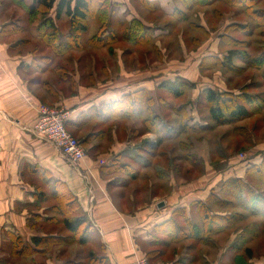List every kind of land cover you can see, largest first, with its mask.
<instances>
[{
  "label": "rangeland",
  "instance_id": "1",
  "mask_svg": "<svg viewBox=\"0 0 264 264\" xmlns=\"http://www.w3.org/2000/svg\"><path fill=\"white\" fill-rule=\"evenodd\" d=\"M27 2L29 1L27 0ZM111 2L118 4L114 8L110 24V28L117 31L114 39H111L113 36L112 32V35L108 38V42L105 44L100 45L92 41L91 43L88 42L90 37L94 34L104 33L100 29L101 22L98 19V15L93 12L89 20V30L81 36L83 47L70 50L64 55V59L52 53L51 48L45 46L47 43L30 34L33 22L30 21L27 7L24 5L19 6L14 3L13 7L8 8L0 14V17L3 15L6 16L3 20L10 19L13 23L19 25L15 27L14 30L13 28H9L8 30H18L21 38L31 39V44L24 46L25 50L21 52V55L37 56V58H39L41 52H39V50H33L34 45L37 43L41 50L50 51L52 56L55 57H52L53 63L50 64L51 66L44 62V60L39 59V62H36L38 60H36V58L33 59L32 65H35V69H44L48 66L52 73H50L48 78H43L41 74L34 76L36 74L33 73V70L30 75L27 74L24 76L27 83H29L28 81L30 79L33 83H36L35 80L43 83L42 80L47 79L46 81H50L53 85L46 87L43 84L35 86L31 83L30 90L32 92L35 90L36 94L41 93L40 99L42 100L49 99L45 104L59 106L61 87L57 85L60 84V78H63V76L65 101L75 97L76 93L78 94V90L84 94V97H89L95 95L98 91L100 92L102 89L114 88L117 86L127 90L130 89L129 92L131 94L137 91L136 89L140 85L148 83L153 86L154 82L156 86V81L165 77L167 79H175L178 77L186 79L195 85L190 87L187 93L180 98H176L166 89L158 88L159 86L156 87L157 89L154 94L153 107L156 105L158 108L155 109L154 107V109L159 112L161 110V123L165 125L167 130L170 128L171 131L175 132V136L171 139L164 140L160 145L158 140L159 136L156 133L150 132L144 134L146 132L145 121L150 117V113L144 110L137 117L129 119L125 117L121 120V125H125L126 122L130 124L129 132L127 136H125V134L123 135L116 131L117 134H114L115 138L122 142L118 143L117 140H115L117 143L114 145L113 141L109 142L110 133L108 131L109 125L113 127V120H115L113 119L111 120V124H104V128L108 133V135H106L107 146L109 144L106 148L111 154V157L119 153L121 149H125V145H128L127 147H135L137 151H131L135 153V155L140 153V150L143 151V155L147 156L150 161L148 165L150 168V170H148L149 177L151 181L157 179L156 183L152 182L153 185H151V182L148 183L149 190H152L151 194L161 191L169 194L172 190L173 192H202L207 189L209 184L214 187L212 191L219 192L224 182L229 178H246L247 171L250 167L252 165H259L264 157V105L261 106L263 107L261 112H255L249 119L221 125L210 119L208 112L209 105L207 103L202 101L198 109L195 103L196 99H199V96L202 97L201 95L207 87L216 90L219 89V91H230L235 94L239 93V91L242 92L244 90L243 88L248 87L246 88L247 91L251 93H263L264 95V87H251L254 85L252 84L254 81H260V78L257 77L260 73L258 70H255L254 73L253 70H249L236 77V75L224 71L221 68L208 69L207 67L203 68L205 64H201L204 57L211 54H224L230 49L231 46H228V44L222 42V39H220L221 29L224 31L227 18L229 17L224 15L216 17L212 11L213 8H207L203 5H194L189 9V7L179 0H111ZM176 7L188 13L190 25H188L189 20L186 23H180L183 17L178 20V18L174 16L173 13ZM217 7H220V4H218ZM1 8L3 7H0V9ZM54 14L55 9H52L49 15L55 17ZM134 17L141 18L145 21V24L153 26V39L145 37H132V39H130L125 36L127 29L124 25V20H129ZM210 22L215 23L217 31L205 37L201 34L199 30L200 26L198 25L206 27V23ZM57 25L60 31L65 30L69 32L71 28L69 18L65 16L58 21ZM46 29L48 33H51L52 29L50 27H46ZM183 31L187 32L182 34ZM108 36L109 32H106V34H104V39ZM248 41L253 44L254 50L255 47L263 43L264 37L255 35L253 38H248ZM251 49L252 48L249 47L248 51H251ZM37 63H41V66ZM59 63L64 65V70H56V65ZM235 63L239 66H244V63L237 58L235 59ZM251 77L254 78L253 82H251L249 86H245V84L250 83ZM82 83L86 87L95 88L94 92L92 93L87 89L81 91L82 87H79V85ZM139 89L140 88H138V90ZM44 90H47L50 97H48L46 92H43ZM189 100V116L187 114V117H193L191 124L195 123L197 127L203 126L194 132L179 128L185 117L176 111L181 104ZM39 102L43 103L42 101ZM149 123L150 122L147 124L149 125ZM75 137L81 139L78 135ZM85 150L86 153H88L87 147ZM162 151L165 152V155H168L166 157L168 159L164 158ZM172 158L174 159L172 166L170 164H168V166L172 168V170L173 168H175L174 170L177 169V174H175L174 171L168 172L164 167L168 160ZM124 159L127 160L126 157H124ZM102 160L103 159H100L99 162H102ZM132 165L135 166V163L133 162ZM252 182L253 185L264 191L263 184L255 182V180ZM189 188L192 189L190 190ZM207 198L203 201L207 200ZM210 205L215 211L228 210L233 212L234 210H238L248 215V220H243V222L238 224H241V227H245V225L254 219L250 217L251 215L248 214V211L243 209L223 208L215 203H210ZM45 214L50 217H57V219L61 220L60 213L55 209H47L45 210ZM178 220L181 221V219ZM55 227L59 228L60 224H55L53 222L52 226H47L46 228H52V230H54ZM234 233L232 229L216 232L212 236V241H219L221 243L229 241ZM160 237L163 238L165 235ZM96 242L97 241H91V245H86L83 249L94 247V245L97 244ZM194 242L196 241L187 239L169 244L160 258L162 260L164 259L163 261L170 262L174 259V255L177 252L191 251L197 258L195 264H199V261L203 264V254L209 252L212 246L196 242L195 245L197 248L193 247L192 249L194 250H190L189 246ZM161 244L162 243H157L154 247L142 245V249L144 253H148L153 249H163ZM247 245L251 247L254 252L253 257L248 260V264H264V237H259V239L255 241H246V246ZM81 246L82 245L77 244L73 245V247ZM67 248V245L65 246L64 243H59L54 245L52 249L49 250V253H37L31 256H21L18 258H14L13 254L8 249H0V255L4 257V261H6L7 264H15L16 261L20 264H32L29 262V259L36 255L42 257L57 256L64 260V252L67 251ZM75 249L76 248H72L71 250L74 251ZM244 249L240 254H243ZM210 251H212L214 256L218 254V251L215 249ZM85 252L87 254H92L86 260V264H88L90 262L89 259H97L95 253H99L100 251L98 247V250H85ZM144 255L146 256V254ZM42 257H37V259H42ZM81 257L82 255L78 256L79 261ZM223 258L225 260V256L222 257V259ZM42 261V264H45V261ZM150 263L164 264L154 261ZM224 263L225 261H221L220 264Z\"/></svg>",
  "mask_w": 264,
  "mask_h": 264
},
{
  "label": "trees",
  "instance_id": "2",
  "mask_svg": "<svg viewBox=\"0 0 264 264\" xmlns=\"http://www.w3.org/2000/svg\"><path fill=\"white\" fill-rule=\"evenodd\" d=\"M12 1L19 6L24 5L27 7L30 21L34 24H32L30 34L47 43L48 46H45L51 48L52 53L62 59H64V55L70 50L83 47L81 36L89 30V20L93 12L98 15V19L101 22L100 29L104 33L94 34L88 40L89 43L92 41L100 45L105 44L108 42V38L112 35V32L113 36L111 39H114L117 33L115 29L110 28V24L114 8L118 4L111 2V0ZM179 1L183 2L189 9L194 5H203L207 8H213L212 11L216 17H220L226 12L231 14L230 22L225 25L224 31L221 29L220 34V39H222V42L228 44V46L230 45V49L224 54L216 53L217 55L211 54L204 57L201 61L202 65L205 64L203 68H221L224 71L236 75V77L249 70H253V73L255 70H258L260 73L257 77L260 78V81H254V83H252L254 85L251 87H264V41L262 44L255 47L254 50L253 44L248 41V38H253L255 35L264 37V8L259 7L262 0ZM218 4H220V7H217ZM52 9H55V17L49 15ZM173 14L178 20L183 17L180 23H186L189 20L188 25H190L188 13L176 7ZM64 16L68 17L70 20L71 28L69 32L58 30L59 27L57 23ZM206 24V27L198 25L200 26L199 30L201 34L205 37L217 31L215 23L210 22ZM124 25L127 29L125 32L127 38H154L153 26L145 24V21L141 18L134 17L129 20L126 19L124 20ZM18 26L19 25L13 23V21H9L2 25L1 31L4 33L9 32L8 34L16 33L18 30L10 31L8 29L13 28L14 30V28ZM46 27L52 29L51 33L46 31ZM106 32H109V36L104 39V34H106ZM186 32L183 31L182 34ZM20 42L21 46H27L30 45L32 41L29 38H22ZM249 47L252 48L251 51H248ZM33 50H39V52H41L39 58H37V56L34 57L36 60H44L48 65L53 63V58L55 57L52 56L50 51L41 50L37 43L34 45ZM236 58L241 60L244 66L237 65L235 63ZM56 70H64V65L59 63L56 65ZM250 80V83L245 84V86H249L254 78L251 77ZM42 84L46 87L52 86L48 81H44ZM194 85L195 84L186 79L178 77L163 81L158 88L166 89L176 98H180ZM246 88L248 87L243 88L244 90L242 92L239 91V93L235 94L234 92L219 91V89L216 90L207 87L204 89L201 95L202 97L199 96V99H196V107L198 109L202 101L207 103L209 105L208 112L210 119L221 125L249 119L255 112H261L263 108L261 106L264 105V95L263 93H251L247 91ZM47 94L49 95V93ZM40 101L44 104L47 102L42 99H40ZM36 102L41 103L39 101ZM189 102L190 100L181 104L176 111L185 117L179 128L194 132L203 126L197 127L195 123L191 124L193 117H187ZM153 105L154 97L145 89H139L131 94L124 95L118 101L102 102L99 105L93 106L82 116L84 120L76 125V128H82L84 124L97 118L101 120L115 119L113 120V127L112 125L108 127L111 136L113 129L118 131L117 129L121 126V120L123 118L137 117L141 112L147 110L150 113V117L145 121L146 132L144 134L150 132L156 133L159 136L158 140L161 145V142L164 140L171 139L175 136V132L171 131L170 128L167 130L165 125L161 123L160 118L162 112L161 110L160 112L155 110ZM148 122H150L149 125L147 124ZM103 124H105V122L96 121L91 133L80 139L81 144L85 148L94 140L104 138L108 135L107 130L100 127L103 126ZM66 126L74 136L78 135V129L75 128V124L67 123ZM162 153L164 158L168 156L165 155L164 151H162ZM146 159L149 160L147 156ZM173 161V158L169 159L164 167L168 172L174 171V173L177 174V169L174 170L175 168H173L172 170V168L168 166V164L172 166ZM103 168V173L119 172L133 177H137L140 172L139 167L130 165L128 162H122L119 156L114 158L111 165L104 166ZM20 170L26 183L34 188L32 192L34 202L30 205L32 214L28 220V224L30 227L37 228L40 232H44V235H35L30 242H25L24 239L15 232L1 228L0 249H8L13 254L14 258H18L21 256H31L37 253H49V250L59 243H64V245L68 247L75 244L85 245L88 242L92 223L68 185L64 181L56 179L50 171L42 170L39 166L30 164L27 161L21 162ZM116 178L114 180H117ZM254 180L264 185V157L259 165H252L250 167L247 171L246 178H229L224 182L219 192L212 191L207 200L194 203V213L191 212L189 214L186 208H178L174 211L169 220L156 226L152 235L154 240H157L155 241L156 243H162L161 246L163 249H155V251L152 250L148 252L146 256L149 261L153 262L154 258L162 256V253L165 252V248L168 247L169 244L191 239L197 243H204L209 246L214 244V241H212L214 233L232 229L235 232L234 238L229 248L221 256L219 264L221 261H225L224 264H248V260L253 257L254 252L251 247L248 245L246 246V241H255L259 239V237H264V191L253 185L252 181ZM210 203H215L228 209L239 208L241 210H246L249 212L248 214L251 215L250 217L254 219L245 225V227H241V224H238L243 222V220H248V215L238 210H234L233 212L228 210L215 211L212 209ZM50 208L60 213L61 220L57 219V217L47 216L44 213L45 210ZM196 215L199 217L197 218ZM178 219H181V221ZM53 222L55 224H60V227H55L54 230H52V228H46L47 226H52ZM161 234H164L165 237L161 238ZM196 242L191 243L189 247L197 248L195 245ZM243 249V254H240ZM224 256L225 260L224 258L222 259ZM91 260L90 263H93L96 259L91 258ZM67 264L83 263L68 262ZM173 264H183V262L176 260Z\"/></svg>",
  "mask_w": 264,
  "mask_h": 264
},
{
  "label": "crops",
  "instance_id": "3",
  "mask_svg": "<svg viewBox=\"0 0 264 264\" xmlns=\"http://www.w3.org/2000/svg\"><path fill=\"white\" fill-rule=\"evenodd\" d=\"M13 6L12 0H0V7H3L0 9V14ZM259 7L264 8V0L260 2ZM224 16L229 17L227 23L230 22L231 14L226 12ZM5 17V15L0 17V229L5 228L15 232L25 242H30L35 235H44V232L30 227L28 224L32 214L30 205L34 202L32 196L34 188L26 183L20 170L21 162L27 161L39 166L42 170L50 171L56 179L64 181L77 197L80 206L92 223L88 242L81 247L67 246V251L64 252V260L57 256L42 257L36 255L29 259L30 263L42 264V260H44L45 264H67L68 262L86 264L87 258L92 254H87L85 250L94 251L95 249L98 250L99 247L100 252L95 253L97 259L88 264H132L136 256L147 255L144 253L142 245L154 247L157 244L155 242L157 240H154L152 235L156 226L169 220L178 208H186L189 214L194 213V203L206 199L214 189L213 185L210 186L209 184L207 189L202 192H173L172 190L169 194L162 191L151 194L152 190H149L148 183L151 182L153 185L152 182L156 183L157 179L151 181L148 171L150 170L148 167L149 160L143 155V151L140 150V153L135 155L131 151H137L136 148L125 145V149H121L119 153L115 154L116 156L119 155L122 162H128L130 165L134 162L140 168L139 175L133 177L119 172H102L103 167L111 165L116 157L115 155V157H111L106 148L107 137L98 138L87 147V165L71 162L56 145L38 137L33 131L36 112L29 101H38L41 93H37V95L33 90L34 94L30 90V86L32 84L40 86L42 83L36 80V83H33L31 79L27 83L24 76L30 75L34 70L33 73L36 74L34 76L41 74L43 78H48L52 72L48 67L35 69V65H32L34 56L21 55L25 48L20 45L22 39L20 32L8 34L9 32L1 31L2 25L11 21L10 19L3 20ZM37 64L41 66V63ZM46 80L43 79L42 81ZM165 80H167L166 77L157 80L156 86L153 82V86L145 83L138 88L145 89L154 97L156 87ZM59 83L57 85L61 87L59 106L70 112L67 123L75 124V128L84 120L82 116L93 106L102 102L118 101L124 95L130 94V89L117 86L102 89L89 97H84V94L78 90L75 97L69 99L70 101H65L64 76L60 78ZM51 84L53 85V83ZM79 87H82L81 91L87 89L92 93L95 89L86 87L83 83ZM43 92L48 93L47 90ZM48 97L50 96L48 95ZM154 107L155 109L158 108L156 105ZM96 121H103L105 124L112 122L97 118L84 124L82 128H76L78 129V136L82 139L91 133ZM129 125L128 122L125 125L122 124L117 129L118 133L127 136ZM104 126L103 124L100 127L104 128ZM113 132L109 142L113 141L114 145L117 142L121 143L122 141L114 136L117 134L116 131L113 130ZM100 159H103L102 162H99ZM88 169L92 170L93 173L90 174ZM116 177L122 178L118 180L119 178ZM115 178L117 180H114ZM161 203L164 205L160 206ZM163 235L161 234V236ZM233 238L234 235L229 241L223 243L214 241L209 252H203V264H218L222 253H225L229 248ZM91 241H97V244L90 249H88L89 247L83 249L86 245L90 246ZM72 248L76 249L73 251ZM214 249L218 251L215 256L210 251ZM153 250L155 251V249ZM80 255L82 257L79 261L78 256ZM37 257H42V259H37ZM160 257L162 256H157L153 261L173 264L174 261L179 260L183 264H195L197 259L191 251L177 252L170 262L163 261L164 259L162 260ZM4 260V257L0 255V264H7ZM16 264L20 263L16 262ZM199 264H202L201 261Z\"/></svg>",
  "mask_w": 264,
  "mask_h": 264
},
{
  "label": "built area",
  "instance_id": "4",
  "mask_svg": "<svg viewBox=\"0 0 264 264\" xmlns=\"http://www.w3.org/2000/svg\"><path fill=\"white\" fill-rule=\"evenodd\" d=\"M29 104L36 112L33 131L34 133L56 145L64 156L73 163L87 165V153L80 139L75 137L67 128L66 124L70 112L60 106H52L44 103ZM90 174L92 170L88 169ZM132 264H151L145 255L136 256Z\"/></svg>",
  "mask_w": 264,
  "mask_h": 264
},
{
  "label": "water",
  "instance_id": "5",
  "mask_svg": "<svg viewBox=\"0 0 264 264\" xmlns=\"http://www.w3.org/2000/svg\"><path fill=\"white\" fill-rule=\"evenodd\" d=\"M162 205H164V203H161V205H160V206H162Z\"/></svg>",
  "mask_w": 264,
  "mask_h": 264
}]
</instances>
